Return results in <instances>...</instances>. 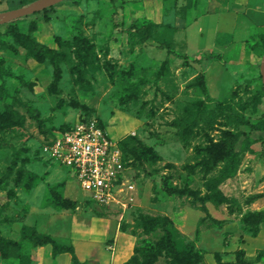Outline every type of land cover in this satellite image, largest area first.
I'll list each match as a JSON object with an SVG mask.
<instances>
[{
	"label": "rangeland",
	"instance_id": "rangeland-1",
	"mask_svg": "<svg viewBox=\"0 0 264 264\" xmlns=\"http://www.w3.org/2000/svg\"><path fill=\"white\" fill-rule=\"evenodd\" d=\"M29 4L0 0V13ZM54 6L49 19L40 11L0 24V234L19 244L6 259L0 253V264H20L17 257L28 264L29 256L31 264H72L69 253L52 256L51 245L32 247L26 227L73 246L80 264H126L136 246L167 236L162 226H134L141 215L169 217L181 233L178 246L193 243L200 264H221L218 255L234 262L238 250L250 264H264V222L257 236L245 224L248 213L264 210V133L236 122L264 121V0ZM149 22L155 32L142 42L134 32ZM22 34L64 53L55 85L52 63L29 55ZM75 36L86 43L88 65L78 62ZM86 114L102 120L131 160L137 194L125 213L118 205L99 207L48 152L60 127ZM241 132H249L250 147L243 137L227 146ZM139 262L180 264L165 251Z\"/></svg>",
	"mask_w": 264,
	"mask_h": 264
},
{
	"label": "trees",
	"instance_id": "trees-1",
	"mask_svg": "<svg viewBox=\"0 0 264 264\" xmlns=\"http://www.w3.org/2000/svg\"><path fill=\"white\" fill-rule=\"evenodd\" d=\"M33 1L34 0H21L23 5L29 4ZM54 8H55V6H51L47 9L43 10V13L47 19H49L50 13L52 14V12L54 11ZM15 21H18V20H15ZM15 21L9 22V24L14 23ZM155 27H156V24H154L153 22H149L145 26H141L139 28H136L134 33H135V35H137L141 39L142 42H146L150 39V37L155 32L154 31ZM17 37H19V35H17ZM23 37L26 39L25 41H27L25 46L27 48L29 55H31L32 57L36 58L39 61L49 60L52 63V65L54 67V73H55L53 85H55L58 77L60 76V72H61L60 64L65 57L64 53H62V52L56 50L55 48H52V47H50L44 43H41L33 35L22 34V38ZM261 39L263 40V44H264V33L261 34ZM25 41H24V43H25ZM74 44H75V50H76V56H77L78 62L83 63L87 58V54L82 53V51L84 52V50H87L85 48L86 43L84 42V39L81 36H75L74 37ZM163 48H167V50L169 52H173V50L171 49V44L169 42H164ZM85 64L88 65L89 62L85 61ZM5 75H6L5 71L0 70V96L2 95V93L6 92ZM196 85L199 86V88L201 89V91L205 97V100H207L209 98V92H208V88L205 84V81H204V78L202 75L198 76ZM205 105L206 104H205L204 100L200 101V106H199V110L197 112V116L195 118V123H197V121H199L202 118L203 110L205 109ZM4 111H7V113L9 112L10 114H13V109H11V107H9V106H7ZM92 116H95V115L86 114L82 118H87V117H92ZM261 117H264V113L262 114ZM82 118H80V119H82ZM98 119L100 120L101 125L105 127L102 120L100 118H98ZM236 122L238 125L247 126L251 132L264 133V121L263 120L252 121L250 119L245 120L242 117H236ZM192 125H194V124L192 123ZM70 126L71 125L60 127L59 132H63L65 130L69 129ZM241 137H243L244 140L248 141L247 142V144L249 143V145L247 146V149H248L250 147L249 132L248 133L241 132L239 134L232 135L231 140L229 141L227 146H229V144L231 145V147L237 145L239 143ZM261 142H264V138ZM120 147H121V150L123 153V159H124L126 166L130 167V161L131 160L128 158L127 150H126V148H124V146H122L121 143H120ZM258 196L262 197V196H264V194H259ZM202 210H206V208H204V209L202 208ZM140 217H141V220L139 219L134 224V226H136V227L145 226L146 227L149 224L152 225L153 227L162 226L165 228V231L167 232V236L161 237L160 240L157 241L153 245H147V246H142V247L136 246L134 248L135 253L126 262V264H141L139 262V258L141 255L145 256L148 261H151V260H153V258L157 254H160L161 252H164V251L167 252L169 255L173 256L180 264H183L184 258L187 257L188 255L190 257L191 256L193 257L192 263H190V264H200L201 262H203L204 258H203L202 253L198 249L195 248L193 243H190V245L186 246L183 249H180V247L178 246V243L180 242L181 233L175 228V226L173 225V223L169 217L161 216V215L160 216L141 215ZM148 222H150V223H148ZM263 222H264V210L252 211V212L248 213L247 218H245V224L251 223L252 225H254L253 236H257V233L259 232L260 225ZM25 240H28L29 243L31 244V246L34 248H37L40 246L51 245L53 256H58L62 253H69L72 256V264H80L73 246L66 245V244H60L55 239H53L52 237H50L48 235L40 234L34 228H30V227L25 228ZM16 244H18V243L13 241V240H10L9 238L4 237L2 234H0V253L2 254L3 258H5V259L7 258L8 249L10 248V246L11 245L13 246ZM217 258L219 260V263H221V264H250V262L245 260V253L243 250H238L236 252V261H234V262H222L219 255L217 256ZM17 259L19 260L20 264H23V260H21L18 257H17ZM31 261H32V259L29 256L28 264H31Z\"/></svg>",
	"mask_w": 264,
	"mask_h": 264
},
{
	"label": "built area",
	"instance_id": "built-area-1",
	"mask_svg": "<svg viewBox=\"0 0 264 264\" xmlns=\"http://www.w3.org/2000/svg\"><path fill=\"white\" fill-rule=\"evenodd\" d=\"M48 152L70 167L82 189L99 207L120 206L125 211L136 202L137 185L130 176L119 141H114L96 116L82 118L58 132Z\"/></svg>",
	"mask_w": 264,
	"mask_h": 264
},
{
	"label": "water",
	"instance_id": "water-1",
	"mask_svg": "<svg viewBox=\"0 0 264 264\" xmlns=\"http://www.w3.org/2000/svg\"><path fill=\"white\" fill-rule=\"evenodd\" d=\"M63 1L66 0H35L27 6L1 12L0 24H5L18 18H22L24 16L43 11ZM261 75L264 84V60L261 66Z\"/></svg>",
	"mask_w": 264,
	"mask_h": 264
},
{
	"label": "crops",
	"instance_id": "crops-1",
	"mask_svg": "<svg viewBox=\"0 0 264 264\" xmlns=\"http://www.w3.org/2000/svg\"><path fill=\"white\" fill-rule=\"evenodd\" d=\"M241 2V1H240ZM258 8H260V6H257ZM263 26H264V24H263ZM47 246V245H46ZM61 255V254H60ZM53 256V255H52ZM59 256V255H58Z\"/></svg>",
	"mask_w": 264,
	"mask_h": 264
}]
</instances>
